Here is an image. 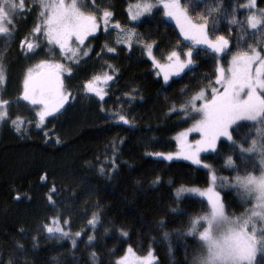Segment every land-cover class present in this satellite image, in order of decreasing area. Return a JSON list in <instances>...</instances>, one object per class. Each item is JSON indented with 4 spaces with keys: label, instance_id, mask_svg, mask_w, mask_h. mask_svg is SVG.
<instances>
[{
    "label": "trees",
    "instance_id": "16d2710c",
    "mask_svg": "<svg viewBox=\"0 0 264 264\" xmlns=\"http://www.w3.org/2000/svg\"><path fill=\"white\" fill-rule=\"evenodd\" d=\"M137 2H81L92 11H111V21L134 31L135 39L129 47L121 35L118 43V30L114 29L107 34L100 30L89 37L88 55L78 63L71 62L72 72L64 77L70 99L39 128L36 122L30 125L36 116L19 96L6 97L9 101L19 99V103L9 105L8 120L0 125V258L4 264L9 260L11 264H116L128 246L138 253L151 248L156 264H193L201 251L198 236L188 235L187 230L190 217L206 213L208 204L203 198L188 194L181 195L177 202L175 190L182 185H206L209 170L187 160L169 161L152 153L175 150L176 135L198 118L186 117L180 105L201 89L211 93L209 84L216 85L217 57L210 50L205 51L203 45L194 46L191 67L165 83L146 55L145 45L153 43L155 58L163 60L173 50L182 51L190 46L189 41L164 15L158 0H152V12L130 20L129 5ZM246 2L180 0L197 23L204 22L210 8L217 3L222 5L219 11L211 13L208 30L213 39L224 35L230 41L231 50L223 53L220 60L223 66L237 51L248 50L249 45L260 49L263 46L264 28L241 31L238 24L229 26L235 7L236 18L244 21L246 28L250 13L240 7ZM257 8L264 9V0H257ZM39 11L37 3L27 0L13 21L12 38L0 39V60L8 71L11 94L18 86L20 74L33 62L55 57L46 38L32 32ZM34 35L39 37L41 49L34 55L24 54L21 40ZM109 47L116 51L109 52ZM104 73L112 79L104 84L101 100L87 92L84 84ZM119 115L130 123L119 121ZM17 117L29 120V127L21 133L12 125ZM256 127L251 121L238 122L232 128L236 145L220 138L216 150L202 153V158L217 175L230 180L237 174L260 173L258 157L245 154L241 158L238 147L250 146L256 138ZM229 155L233 156L235 168L225 164ZM157 176L162 181L154 184ZM53 188L54 204L47 198ZM221 191L230 215L242 214L251 204L241 199L236 188L225 186ZM171 209L177 211L173 213ZM94 212L100 213L95 229L87 226ZM54 216H59L61 222L70 221V227L64 226L69 236L61 238L46 232L43 226ZM121 229L128 235L122 236ZM78 231L81 235L75 237ZM90 235L94 236L91 243ZM18 245H23V249ZM257 262L264 264L263 254L257 255Z\"/></svg>",
    "mask_w": 264,
    "mask_h": 264
},
{
    "label": "snow or ice",
    "instance_id": "6c2138e0",
    "mask_svg": "<svg viewBox=\"0 0 264 264\" xmlns=\"http://www.w3.org/2000/svg\"><path fill=\"white\" fill-rule=\"evenodd\" d=\"M38 3L41 11L38 23L32 30L33 34L41 33L46 38L49 50L52 51L54 47H58L61 55L70 62L66 66L64 63L52 60H40L38 64L29 68L24 76L23 90L19 99L39 108L36 114L38 117L36 126L39 128L44 124L46 117L58 113L65 102L70 99V94L64 91L62 74L72 72L70 64L71 62L78 63L81 53L88 55L82 46L85 45L89 36L98 31L100 20L103 21L106 34L110 30H118V43L121 42L120 37L123 35V42L131 47L136 34L134 31L125 30L119 22H115L110 29L109 24L113 17L111 11L105 9L102 16L97 17L92 12L84 11L83 8L86 5H82L80 0H38ZM159 3L164 8L165 16L176 21L180 34L192 45L184 52L183 55L186 57L184 59L178 51L173 50L169 53L167 64L160 63L153 56L152 44L145 45L154 67L159 69L157 75L163 73L165 83L172 76H180L194 63V46L203 45L205 51L210 50L211 54L217 57L215 84L219 87L209 84L211 99L206 95V90L201 89L180 105V110L185 113L186 117L191 118V115H197L199 118L194 120L190 128L177 134L179 150L176 153H152L156 157L169 161L174 156L183 157L192 164L209 170V186L206 189L188 188L182 185L175 190L177 202L182 193H193L206 198L209 206V211L203 215L190 217L187 234L193 236L198 234L203 246V251L194 258L193 264H258L257 254H264V49L249 45L248 50L237 51L232 55L225 69L220 60L223 53L231 50L230 41L224 35H217L213 39L208 30V21L212 18L211 13L219 11L222 5L217 3L216 7L209 9V15L203 17V23H196L188 15L187 9L180 3V0H159ZM154 7L151 0H139L135 5H129L130 20H138L145 13L152 12ZM240 7L247 9L250 13L246 18V28L245 22L236 18L238 9L235 7L229 20L230 27L238 24L241 26V31H246V29L259 31L264 28V9L257 8V0H247ZM24 8V0H19V3L16 0H0V34L12 38L8 25L12 24L16 12ZM133 8L135 11L132 10ZM38 41L39 37L35 35L31 40L25 38L20 42L21 48L26 54L34 55L41 49ZM108 51L114 52L116 49L109 47ZM111 79L112 76L108 74L94 76L92 80L85 83L84 87L87 92L95 93L103 100L105 92L97 85ZM5 81V67L0 62V86L4 85ZM19 99L9 101L0 95V123L7 121L9 105L19 103ZM118 120L124 124L130 123L124 115H119ZM239 121H251L257 125L256 138L252 139L250 146L244 147L240 144L238 147L241 158H244L245 154L258 157L261 167L260 174L257 175L255 172H248L245 175L237 174L234 180L228 177H218L216 170L204 161L201 154L216 150L217 142L221 137L226 138L232 145H236L232 128ZM24 122L23 118L17 117L12 120V125L17 132H22ZM192 132H198L200 138L189 142L188 135ZM225 164L229 168L236 167L231 155L226 158ZM113 168H115V161H113ZM101 171L103 172V169ZM40 179L45 180V176H41ZM161 181L162 178L157 176L153 183L159 184ZM226 184L235 187L241 199L251 201L250 207L239 216L226 214L221 194L216 190L218 186ZM51 193L47 198L54 204V188ZM171 211L175 213L177 210L171 209ZM99 219L100 213L94 212L87 226L95 229ZM64 226L70 227V221L61 222L59 216H54L51 223L43 227L50 236L58 234L63 238L69 236ZM161 226H163V221ZM121 234L122 236L128 235L123 229H121ZM177 234L180 233L177 232ZM80 235L79 231L75 233V237ZM164 236L167 239L169 234L166 232ZM75 237H73V244H75ZM88 240L91 243L94 236L90 235ZM18 247L23 249V245H18ZM0 264H4L2 258H0ZM8 264H11V260ZM116 264H156V257L151 248L146 256H136L129 246L125 255L120 257Z\"/></svg>",
    "mask_w": 264,
    "mask_h": 264
},
{
    "label": "rangeland",
    "instance_id": "374dc122",
    "mask_svg": "<svg viewBox=\"0 0 264 264\" xmlns=\"http://www.w3.org/2000/svg\"><path fill=\"white\" fill-rule=\"evenodd\" d=\"M26 1L27 0H24V4L26 3ZM30 1H32V2H35V3H37L38 5H39V3H38V0H30ZM83 0H80V3L82 2ZM16 2L17 3H19V0H16ZM151 2H152V0H151ZM31 3V2H30ZM138 3V2H137ZM153 3V2H152ZM136 3H132V4H130V5H135ZM161 5V8L163 9V13H164V8H163V6H162V4H160ZM40 7V6H39ZM90 8V6H86V7H84L83 8V10L84 11H86V12H92V13H94L95 15H97V17H101L102 16V13H103V11L104 10H101V11H99V12H97V11H92V9H89ZM133 11H135V9L133 8L132 9ZM19 11H22V10H18L17 12H16V14H15V17H14V20H15V18H16V15H17V13H19ZM40 11H41V8H40ZM40 11H39V13H40ZM165 15V14H164ZM188 15H189V13H188ZM190 16V15H189ZM167 17V16H166ZM167 18H169L174 24H175V26L178 28V30L180 31V28L177 26V23H176V21L174 20V19H172L171 17H167ZM13 20V21H14ZM193 20V19H192ZM194 21V20H193ZM100 22V27H99V29H98V31L96 32V33H98L100 30H105L104 29V26H103V21L102 20H100L99 21ZM195 22V21H194ZM115 22H113V21H110V24H109V28H110V26L112 27V25L114 24ZM197 23V22H196ZM8 27L10 28V30L12 29V31H13V22H12V24L11 25H8ZM96 33H93L92 35H94V34H96ZM37 34V33H36ZM91 35V36H92ZM91 36H89V37H91ZM4 37V35L3 34H0V39L1 38H3ZM182 38H183V36H182ZM25 39V38H24ZM24 39H22V40H24ZM31 39H33V36L31 37V38H29V40H31ZM184 39V38H183ZM88 40V39H87ZM87 40L85 41V45L84 46H82L83 47V49H84V51H87V53H88V48H87ZM39 42V41H38ZM150 44H152V46H153V43H150ZM189 44H190V46H192L191 45V42L189 41ZM74 46H75V44H74ZM190 46H188V47H190ZM188 47H186L185 49H183L182 51H178L180 54H181V58L182 59H184V58H186V57H184V52H186V50H187V48ZM258 49H260V48H258ZM261 49H264V43H263V46H262V48ZM21 51L22 52H24V54H26V52L24 51V50H22V48H21ZM54 53H55V57H53V58H48V59H40V60H52L53 62H59V63H64L66 66L67 65H69L68 64V60H66L62 55H61V53H60V50H59V48L58 47H54ZM175 51H177V50H175ZM171 53V52H170ZM152 54H153V56H154V53L152 52ZM30 55V54H29ZM146 55L148 56V53H147V50H146ZM168 55H169V53L167 54V56L163 59V60H158L160 63H162V64H167L168 63V60H167V57H168ZM85 55H83V53H81V55L79 56V58L78 59H80L81 57H84ZM149 57V56H148ZM232 57V56H231ZM231 57L229 58V61L231 60ZM150 58V57H149ZM151 59V58H150ZM40 60H36L35 62H33L26 70H24L20 75V78H19V80H18V86H17V88L15 87L14 88V90L12 89V91H13V93L11 94V92H9V89H8V71H7V69H6V65L0 60V62H2L3 63V65H4V67H5V71H6V81H5V83H4V85H2V86H0V95H2V97H3V99H6V97L7 96H9L10 98H12V97H14L15 95H17V96H19L20 97V93L22 92V90H23V79H24V76H25V74H26V72H27V70L29 69V68H31V67H33L34 65H36V64H38V62L40 61ZM152 60V59H151ZM229 61H228V64H229ZM153 62V61H152ZM221 63V62H220ZM228 64L226 65V66H223L222 64V66L225 68V69H227V67H228ZM191 67V66H190ZM155 69H156V72L158 73L159 72V69L158 68H156L155 67ZM186 70V69H185ZM65 74H67V72H64L63 74H62V76H63V81H64V77H65ZM106 73H104V74H97V75H95V76H103V75H105ZM182 74V73H181ZM180 74V75H181ZM160 77H161V79L164 81V79H163V73H161L160 75H159ZM94 77V76H93ZM93 77L90 79V80H92L93 79ZM173 77H176V76H172V77H170V79L171 78H173ZM169 79V80H170ZM89 81V80H88ZM108 82V81H107ZM106 82V83H107ZM165 82V81H164ZM104 82H100L97 86H99V87H101L102 89H103V87H104ZM85 85V84H84ZM216 87H219V85H215ZM64 91L66 92V94H69L68 93V91L65 89V87H64ZM95 94V93H94ZM207 94V96H208V98L209 99H211V93L208 95V93H206ZM69 100V99H68ZM68 100L65 102V104L68 102ZM28 106V108L30 109V110H32V111H34V114H35V116L36 117H34V120L35 121H31V122H29V120L28 119H23L25 122L23 123V125H22V128H23V131L25 130V129H27L28 127H29V125H28V122L30 123V125H31V123H34V122H38V117H37V112L39 111V108L38 107H36V106H33V105H31V104H29L27 101H24ZM20 103H22L21 101H20ZM64 104V105H65ZM64 107V106H63ZM8 110H9V107H8ZM55 114H57V113H54V114H52L51 116H53V115H55ZM32 116V115H31ZM50 117V116H49ZM46 118H48V117H46ZM198 118H199V116H198ZM197 118V119H198ZM7 120H8V118H7ZM46 120V119H45ZM7 122V121H6ZM6 122H4V123H0V125L2 124V126H4L5 124H6ZM194 122V121H193ZM193 122L189 125V127H187V128H185V129H183L181 132H183L184 130H186V129H188V128H190L191 126H192V124H193ZM240 122V121H239ZM35 124V123H34ZM21 133V132H20ZM192 134H195V135H192ZM200 138V134L198 133V132H192V133H189V135H188V140H189V142H193V141H195V140H197V139H199ZM221 138H224V137H221ZM176 140H177V135H176ZM179 149H178V144H177V147H176V149L175 150H173V151H169V152H162V153H176L177 151H178ZM202 155V154H201ZM173 159H183V160H185L183 157H175L174 156V158ZM188 161V160H187ZM191 162V161H190ZM260 173H258L257 175H259ZM218 177H224V176H221V175H217ZM235 178V177H234ZM234 178L233 179H231V180H234ZM209 186V182L206 184V185H203V186H198V185H185V187H188V188H191V187H198V188H200V189H206L207 187ZM233 187L231 184H226V185H220V186H218L217 187V191H219L220 192V194H221V197H222V191H221V188H223V187ZM179 188V187H178ZM233 188H235V187H233ZM184 194H188V195H192V196H197V197H200V196H198V195H196V194H193V193H182V195H184ZM200 198H203L206 202H207V200H206V198H204V197H200ZM223 201V200H222ZM243 201H245V200H243ZM224 203V202H223ZM249 203H251V201L249 200ZM251 205V204H250ZM250 205H249V207H250ZM226 210V209H225ZM208 211H209V206H208ZM226 214H228L229 216H239V215H230L227 211H226ZM52 220V219H51ZM51 223V221L48 223V224H50ZM201 230H202V228H201ZM197 236H198V234H197ZM198 238H199V236H198ZM200 240V239H199ZM201 242V241H200ZM129 247V246H128ZM128 247L125 249V251L121 254V256H119L118 257V259L120 258V257H123L124 255H125V252H126V250L128 249ZM131 248L133 249V251L135 252V254H136V256H139V257H143V256H146L147 255V253L148 252H146V253H138L132 246H131ZM203 251V246H202V242H201V251L199 252V254H201V252ZM198 254V255H199ZM258 254H261V253H258ZM257 254V255H258ZM155 255V254H154ZM197 255V256H198ZM264 255V254H263ZM156 257V256H155ZM117 259V260H118ZM156 260H157V258H156Z\"/></svg>",
    "mask_w": 264,
    "mask_h": 264
},
{
    "label": "water",
    "instance_id": "95a60500",
    "mask_svg": "<svg viewBox=\"0 0 264 264\" xmlns=\"http://www.w3.org/2000/svg\"><path fill=\"white\" fill-rule=\"evenodd\" d=\"M159 1V0H158Z\"/></svg>",
    "mask_w": 264,
    "mask_h": 264
}]
</instances>
